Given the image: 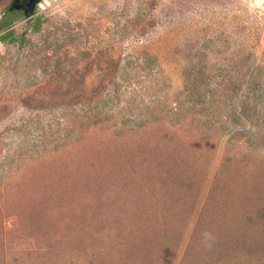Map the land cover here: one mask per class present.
Wrapping results in <instances>:
<instances>
[{"label": "rangeland", "instance_id": "374dc122", "mask_svg": "<svg viewBox=\"0 0 264 264\" xmlns=\"http://www.w3.org/2000/svg\"><path fill=\"white\" fill-rule=\"evenodd\" d=\"M8 11L0 264H264V104L235 107L264 88V0ZM244 57L241 91L226 69Z\"/></svg>", "mask_w": 264, "mask_h": 264}, {"label": "trees", "instance_id": "16d2710c", "mask_svg": "<svg viewBox=\"0 0 264 264\" xmlns=\"http://www.w3.org/2000/svg\"><path fill=\"white\" fill-rule=\"evenodd\" d=\"M12 13L13 11L4 12V17L0 18V40L2 42H5L7 39H10L11 41H16L18 39L13 29H10L9 27L11 21L13 20L12 18H14L13 15H11ZM28 22L30 23V25L33 26L34 31L38 32L40 30V26L42 23V16L36 15L34 13L28 17ZM20 39L21 42L23 43V41L25 40V35H23L22 38ZM209 47H210L209 45H206V49ZM249 61H250L249 57L240 58L237 61H234V63L231 66L227 67L228 69H226L228 71L229 79L234 83L236 87L239 88L238 90L241 89V91H243L244 82L247 80V77H249L247 75V73H250V69L248 68L250 66ZM56 63L58 65L61 64L60 58ZM244 66H247L248 70H243L242 67ZM256 81L257 79H254L248 84V86L245 89L247 92L246 95L241 93L240 104L235 106L236 108L239 107L240 109V111L236 114L237 116L236 118H243V120L246 121L245 118L248 115L245 112L247 110H250L251 112L252 111L255 112L260 109L261 105L264 104L263 102L264 88L263 86L256 85L255 84ZM239 95H240L239 91L233 93L234 97L235 96L237 97ZM253 99L254 102H252ZM260 101H262L261 105L258 104ZM256 121L258 122V120Z\"/></svg>", "mask_w": 264, "mask_h": 264}, {"label": "clouds", "instance_id": "9594fccd", "mask_svg": "<svg viewBox=\"0 0 264 264\" xmlns=\"http://www.w3.org/2000/svg\"><path fill=\"white\" fill-rule=\"evenodd\" d=\"M202 236H203L204 246L206 248H210L211 247V242H214L215 237L210 232H207V231L202 233Z\"/></svg>", "mask_w": 264, "mask_h": 264}, {"label": "water", "instance_id": "95a60500", "mask_svg": "<svg viewBox=\"0 0 264 264\" xmlns=\"http://www.w3.org/2000/svg\"><path fill=\"white\" fill-rule=\"evenodd\" d=\"M39 0H25L26 5L28 6L29 9H31L36 2H38Z\"/></svg>", "mask_w": 264, "mask_h": 264}]
</instances>
